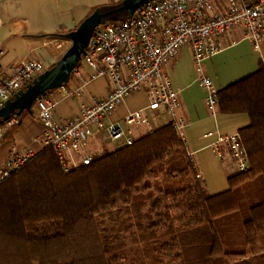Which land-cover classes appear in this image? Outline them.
Returning <instances> with one entry per match:
<instances>
[{
    "label": "trees",
    "instance_id": "trees-1",
    "mask_svg": "<svg viewBox=\"0 0 264 264\" xmlns=\"http://www.w3.org/2000/svg\"><path fill=\"white\" fill-rule=\"evenodd\" d=\"M217 99L250 120L238 131L249 168L227 191L208 192L172 123L69 172L44 147L0 184V264H264L261 63Z\"/></svg>",
    "mask_w": 264,
    "mask_h": 264
},
{
    "label": "built area",
    "instance_id": "built-area-1",
    "mask_svg": "<svg viewBox=\"0 0 264 264\" xmlns=\"http://www.w3.org/2000/svg\"><path fill=\"white\" fill-rule=\"evenodd\" d=\"M241 30L254 49L264 48V0H151L133 16L99 26L90 39L82 61L91 69L89 80L106 78L111 86L104 97L85 94L86 80L79 65L71 80L61 89L83 99L77 116L56 121L57 103L48 94L35 103L43 124L42 143L57 155L65 172L89 165L94 153L89 145L104 135L109 142L131 146L138 139L135 129L150 127L151 112L168 114L185 146V123L177 116L178 93L165 71L183 48L191 50L198 80L207 90V105L216 112L217 90L205 75L202 64L221 50V39ZM264 68V54L260 58ZM47 70L45 64L31 59L4 70L0 65V108L26 89ZM147 92L149 105L128 113L122 124L112 122L117 109L131 96ZM17 116L2 123L16 125ZM214 149L219 156L225 150L240 172L247 171L249 159L238 133L218 135ZM190 154V153H189ZM37 154L32 149L14 153L0 165V184L28 164ZM192 157V154H190ZM198 178L200 176L198 175Z\"/></svg>",
    "mask_w": 264,
    "mask_h": 264
},
{
    "label": "crops",
    "instance_id": "crops-1",
    "mask_svg": "<svg viewBox=\"0 0 264 264\" xmlns=\"http://www.w3.org/2000/svg\"><path fill=\"white\" fill-rule=\"evenodd\" d=\"M122 0H0V65L4 70L31 59H36L51 68L70 48L71 42L61 37L69 33L96 8H112ZM58 34V36H56ZM60 35V36H59ZM264 54L254 49L241 30H234L221 39V50L203 64L205 75L217 91L232 85L254 73L260 67ZM165 71L178 93L177 116L185 123L187 150L192 154L198 175L212 195L229 189L228 178L240 171L229 154L222 150L219 156L214 149L218 135L235 134L249 124L246 114H222L211 112L206 99L208 92L198 80V72L191 50L186 47L178 57L165 67ZM86 80L85 94L94 97L106 96L111 83L106 78ZM49 95L57 103L54 112L56 121H66L80 112L83 99L70 96L60 90ZM149 105L147 92L143 91L128 98L115 112L112 122L122 124L125 116L133 111L146 109ZM150 127L135 129L137 138L172 123L168 114L150 113ZM18 129L11 128L1 133L0 165L14 153L32 149L39 154L44 145L43 124L38 114L24 116ZM24 135L28 145L20 139ZM9 139L5 141V138ZM104 135L94 137L89 150L94 154L113 152L121 147L109 142ZM114 144L110 151L104 150Z\"/></svg>",
    "mask_w": 264,
    "mask_h": 264
},
{
    "label": "water",
    "instance_id": "water-1",
    "mask_svg": "<svg viewBox=\"0 0 264 264\" xmlns=\"http://www.w3.org/2000/svg\"><path fill=\"white\" fill-rule=\"evenodd\" d=\"M150 1L122 0L109 9L96 8L75 30L62 34L61 37L71 42L70 48L51 68H48L25 90L15 94L0 108V122H6L11 117L17 116L19 118L18 124L21 125L25 114H34L33 107L39 98L47 96L54 90L61 89L70 82L73 71L83 57L87 55L86 49L90 39L99 26L113 21L114 15L117 13H120L123 19H126V13L127 18H129Z\"/></svg>",
    "mask_w": 264,
    "mask_h": 264
},
{
    "label": "rangeland",
    "instance_id": "rangeland-1",
    "mask_svg": "<svg viewBox=\"0 0 264 264\" xmlns=\"http://www.w3.org/2000/svg\"><path fill=\"white\" fill-rule=\"evenodd\" d=\"M125 17L127 18V14L125 13ZM123 19V17H122V15L120 14V13H117L116 15H114V18H113V21L114 22H118V21H121ZM70 46H71V44H70ZM195 63V62H194ZM79 68L81 69V71H82V75H83V77L85 78L86 76H87V74H88V77H89V75L91 74V69L85 64V62H83V61H81L80 62V64H79ZM197 68V67H196ZM33 111H34V114H37V110H36V108H35V106L33 107ZM28 114H25L24 116H27ZM23 116V117H24ZM31 116V115H30ZM2 125V130L3 131H7V129H6V126L2 123L1 124ZM11 128V127H10ZM18 129V127H17V125L15 126V127H13V128H11L10 129V131L9 132H11V131H13V130H15V132H16V130ZM9 138L8 137H6L5 138V141L6 140H8ZM20 139L24 142V143H26V145H28L29 144V142L27 141V139L25 138V136L24 135H20ZM1 143L2 142H0V145H1ZM114 144H108V145H106L105 146V148H104V150H106V151H110V150H112L113 148H114V146H113ZM234 238V240H233V243L236 245V246H241L242 245V236L241 237H239V236H236V237H233ZM225 243L227 242V240L226 241H224ZM206 248V247H205ZM205 248H202V250H208L207 248L205 249ZM151 259H152V262L154 261V258L153 257H151ZM177 264H191V260L190 259H188V258H186V259H184L183 261L181 260V261H177L176 262Z\"/></svg>",
    "mask_w": 264,
    "mask_h": 264
}]
</instances>
